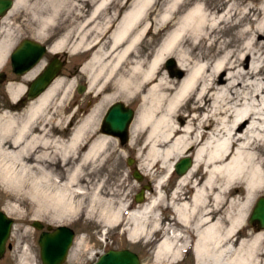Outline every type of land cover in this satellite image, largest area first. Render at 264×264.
Here are the masks:
<instances>
[{
  "label": "bare ground",
  "instance_id": "6f19581e",
  "mask_svg": "<svg viewBox=\"0 0 264 264\" xmlns=\"http://www.w3.org/2000/svg\"><path fill=\"white\" fill-rule=\"evenodd\" d=\"M88 1L92 9L83 16L79 6L83 0H15L10 15L4 19L0 69L8 62L14 34L25 25L26 19L18 16L21 10L27 11L31 21L39 24L38 32L45 34L59 25L63 7L74 6L76 13L68 14V26L49 52L57 54L68 45L82 50L83 56L89 57L82 72L88 75L90 89L99 87L94 97L96 105L82 120H77V111L58 121L52 104L54 100L62 103L69 99L64 78H57L40 96L22 103L27 83L42 70L43 60L21 76L19 84H10L9 107L0 109V186L17 196L27 195L41 211L50 209L51 214L62 215V219L80 213L83 208L79 198L88 194L90 185L85 169H94L114 142V136L95 125L97 115L105 103L122 95L125 103L129 102L126 97L141 95L140 111L131 132H147L145 167L161 169L163 175L149 203L132 212L125 206L117 210L108 206L100 214L103 223L115 226L127 221L126 234L132 240L150 241L154 233L158 234L156 258L161 264L178 263L188 249L195 264H264V231L251 229L246 223L252 205L264 193V106L254 102L238 108L243 100H264V82L259 91L242 100L232 91L241 83L220 87L211 95L216 86H221L223 79L218 75H223L228 64H218L208 75V63L198 62L209 61L196 55L198 48H206L204 41L209 50L216 49L211 43L212 33L230 22L233 6L216 17L204 5L194 3L173 18L183 0H121L122 11L112 15L114 24L103 28L99 16L115 0ZM159 3L164 4L162 10L157 9ZM11 16L19 25L8 24ZM167 29L168 37L150 59L145 51L148 35L158 36ZM262 29L239 32L241 39L249 36L239 58L233 60L234 53L228 51L216 62H230V71L240 69L241 77L255 78L257 72L242 66L244 62H264V52L259 49L264 39ZM94 31L97 34L92 37ZM172 56L177 58V75L187 73L179 84L171 77H160L162 64ZM111 84L116 91H112L113 87L110 90ZM62 87L64 91L60 92ZM188 99L193 100L191 112L206 114L190 120L184 116ZM68 119L69 125L65 126ZM74 120L76 124L71 127ZM185 156L193 157V164L179 176L174 166ZM173 173L178 176L176 186L164 192ZM89 199L94 214L96 206L103 203L99 189L90 193ZM158 209L163 219L156 214ZM13 210L16 207L7 209L8 213ZM168 211L173 218L165 215ZM19 264L29 262L25 257Z\"/></svg>",
  "mask_w": 264,
  "mask_h": 264
},
{
  "label": "rangeland",
  "instance_id": "374dc122",
  "mask_svg": "<svg viewBox=\"0 0 264 264\" xmlns=\"http://www.w3.org/2000/svg\"><path fill=\"white\" fill-rule=\"evenodd\" d=\"M77 1V0H76ZM121 1V0H115ZM162 1V0H161ZM124 2L119 3V7L123 5ZM200 3L206 7L207 12L214 14L216 17H221L228 12L230 6H233V10L230 11V24H221L218 30L212 33L211 43L216 45V49L209 50L207 48V43L204 41L205 49L198 48L196 55L204 56L205 61L209 62H198V63H208L209 71L208 75H211L213 69L220 63L228 64L226 65V71L223 75L219 76L221 81V86H216L212 91V94H216L220 87L227 85H236L241 83L240 86L232 89L233 92H236L238 98L242 100L243 97L249 98L250 95L256 93L260 89L261 82H264V62H244L242 68H246L251 72H257L255 78L251 77H241L240 74L242 70L237 69V71L229 70L230 62H216L222 59L226 52L231 51L234 53L233 60L239 58L243 44L248 40L249 36H244L241 38L238 37V33L246 29L256 30V28L261 27L264 33V11L263 9L264 0H183L180 7L174 12L173 18H178L183 10H185L188 5ZM43 6L46 4V1L42 2ZM83 3L80 2L79 6ZM161 5V6H160ZM164 4L159 3L157 6L158 10H162ZM83 10L82 8H80ZM155 9V8H154ZM76 13L74 6L71 4L66 5L62 8L59 18V25L55 30L51 29L49 33L40 34L39 24L37 22H32L31 18L27 11H22L21 18H25V25H21V28H18L16 34H14L15 42L13 48L10 50L8 56V62L6 66L0 69V74L4 73L6 75L5 80H0V109L4 107H9L10 96L8 93V86L10 84H19L20 76H16L13 73L11 65V54L14 50L23 42V40H33L40 44L48 45L51 47L63 35L64 28L68 26V14L73 16ZM75 18V16H74ZM72 19V18H71ZM9 20L14 21L15 17H10ZM68 20V21H67ZM74 20V19H73ZM114 16L112 14L104 15V18H101V25L104 28H109V25L114 24ZM110 22V23H108ZM15 27H17L15 25ZM54 32V33H53ZM168 29L160 35H148L145 43V51L150 54V59H152L155 52L161 47L163 42L168 37ZM92 37L96 36L97 32L94 31L91 33ZM75 36V33H73ZM70 42L69 44H71ZM261 52H264V39L260 41ZM55 53H47L43 59L42 70L30 81L27 83V88L31 82H33L38 75L44 70L47 65V61ZM59 56H66L68 59V66L61 74V78H64L66 83V90L69 89V99H66L61 103L60 100H54L52 104L53 111L56 112L57 120H65L68 117L75 115L77 111L79 113L76 115L77 120H82L91 109L96 105L95 95L98 93V87H93L90 89L88 83L87 73H83V66L87 62H80L83 57L89 59L88 56H83L82 50L80 49H71L64 47V49L59 50L57 53ZM207 57V58H206ZM170 61L174 62L173 66H168ZM78 67L79 71L77 74H73L75 68ZM241 68V69H242ZM81 71V72H80ZM179 67L177 65V58L172 56L167 58L162 64L160 70V77H171V80L175 84H179L186 76L187 73L183 75H177ZM228 78H231L228 81ZM79 86H85L86 91L80 94L78 92ZM231 86V85H230ZM64 87L60 92L64 91ZM114 88V84L110 85V90ZM114 88L112 91H116ZM59 92V93H60ZM252 93V94H251ZM250 94V95H249ZM60 96V95H59ZM123 96V95H122ZM122 96L113 100L109 103H105L100 110V113L96 117V126L102 124L103 118L105 116L108 108L116 103L122 102ZM57 99V98H56ZM127 101L123 102L136 112L134 122L130 128V143L122 145L119 140L113 139V143L108 147L106 153L102 155L101 160L97 163L96 166L87 167L85 169V174H88V181H90L89 189H87L88 194L80 197L82 200V211L75 215H67L63 219L57 214H51V210L41 211L38 206L29 199L27 195L14 194L13 192L4 189L0 186V211L5 214L8 213L7 209H11L12 206L16 207V210H13L12 213H8V217L14 220V226L10 239L8 240V246L6 248V253L2 259H0V264H19L22 258H27L29 264H42L40 256V247H39V237L41 232L35 230L32 227L34 221H39L43 223L46 227L52 226L56 228L58 226H66L74 230L75 240L73 247L69 253V259L65 264H94L103 254L110 250H130L136 253L141 264H161L156 258L157 247L160 243V236L154 233L152 239L148 241L145 238L132 240L126 234L127 221H124L120 225L109 226L103 223V218L100 216L101 212L107 209L108 206L115 208L116 210L121 206H125L128 209V212H132L138 209L141 206L146 205L150 202L152 198L155 197V186L156 182L163 175L161 169L157 170H148L145 167V159L147 155V150L145 148V138L147 132L144 130L137 131L132 135V127L136 122L138 113L141 106V95L126 97ZM186 108L183 109V115L188 116L189 120L191 118H197V116H203L206 113H195L191 112V106H193V100L188 99ZM260 104L264 106V100H243L239 104L238 108L249 107L250 103ZM61 103V106H59ZM247 104V105H246ZM257 107V106H255ZM83 116V117H82ZM71 124V127L76 124L75 121ZM70 119L66 120L64 125H69ZM67 135H70V131ZM184 158H193V157H184ZM134 160L132 165L128 164L129 160ZM179 161V160H178ZM142 168V169H141ZM135 170L142 175V181H138L133 177ZM174 174V173H173ZM178 176L174 174V177L169 180L166 184L164 192L172 191L176 186V179ZM83 187H86V184H82ZM99 189V195L103 203L96 206L94 214H91L92 203L90 201V193ZM143 189H145V199L142 203L136 202V197ZM169 196V195H168ZM261 197H264V193H261L255 200L252 208L248 213L247 224L249 228L258 229V226L250 225L249 218L252 214V211ZM156 214L163 219L162 212L158 209ZM166 216L172 218V212H166ZM128 218V217H126ZM67 219V221H66ZM261 231V230H259ZM264 231V230H263ZM244 235V234H243ZM187 236V235H186ZM192 236V235H189ZM189 250V249H188ZM185 251L182 255L181 260L175 264H195L194 256ZM168 264V263H164Z\"/></svg>",
  "mask_w": 264,
  "mask_h": 264
},
{
  "label": "water",
  "instance_id": "95a60500",
  "mask_svg": "<svg viewBox=\"0 0 264 264\" xmlns=\"http://www.w3.org/2000/svg\"><path fill=\"white\" fill-rule=\"evenodd\" d=\"M12 7L11 0H0V16L4 15ZM47 49L42 44L33 40H24L20 46L11 54V65L16 76H23L34 69L45 57ZM55 59L46 70L36 78L26 89L27 101H31L40 96L57 78L62 67ZM170 61L168 66H173ZM6 75L0 74V80H5ZM86 91L85 86H79L78 92L82 94ZM136 112L132 108H127L122 103H114L109 108L103 124V132L114 137H119L122 145L129 142L130 128L134 122ZM134 160H129L132 165ZM193 161L191 158H184L177 162L174 171L182 176L191 168ZM133 177L142 181V175L135 170ZM145 189L136 197L137 203L144 201ZM250 225L257 224L259 230H264V197L258 199L249 219ZM14 220L7 214L0 211V259L6 253L7 242L11 237ZM32 227L40 231L39 247L42 264H64L68 261L69 253L75 240V232L69 227L52 226L46 227L39 221H34ZM94 264H141L139 256L130 250H110L103 254Z\"/></svg>",
  "mask_w": 264,
  "mask_h": 264
},
{
  "label": "flooded vegetation",
  "instance_id": "af4514ba",
  "mask_svg": "<svg viewBox=\"0 0 264 264\" xmlns=\"http://www.w3.org/2000/svg\"><path fill=\"white\" fill-rule=\"evenodd\" d=\"M12 1V7L14 6V3H15V0H11ZM83 1H85L82 5H80V8H82L83 10H82V13H83V16H88L89 14H90V11H91V9H92V4L88 1V0H83ZM119 1H114L113 3H111L110 5H109V7H108V11L107 12H105V13H103L102 15H100L99 17H100V19L102 18H104V15H106V14H112V15H114L115 14V12H116V14L118 13V12H121V11H119L120 10V8H118L119 6ZM12 7L10 8V9H8L7 11H4V15L3 16H0V33L2 32V24H3V22H4V19L6 18V17H8L9 15H10V12H11V9H12ZM74 21H76V23H80V22H82V20L81 19H74ZM18 22H20V23H22L23 22V19H19V21ZM97 22H99V20H96V23ZM17 23V20H14V21H8V24H10V25H14V24H16ZM16 25H19V24H16ZM24 41V40H23ZM43 46H45L46 47V49H47V52H46V55H47V53H50L49 52V46L48 45H44L43 44ZM45 55V56H46ZM87 56V55H86ZM45 58V57H44ZM55 59H57L58 61H60L59 63H62V67H61V69L59 70V72H58V76H57V78H60V76H61V74L64 72V70L67 68V66H68V59H67V57L66 56H59L58 54H54L52 57H51V59H49L47 62V65L45 66V68H44V70L38 75V77L46 70V68L50 65V63H52ZM87 61V58L86 57H83L82 59H81V61L80 62H86ZM79 71V68L78 67H76L75 68V71L73 72V74H77V72ZM81 72V71H80ZM21 77V76H20ZM37 77V78H38ZM56 78V79H57ZM24 99V100H23ZM22 99V103H28V102H30V101H26L25 102V99H27V97L25 96L24 98ZM116 103H120V102H116ZM121 103H123V102H121ZM124 104V103H123ZM127 108H130L129 106H127L126 104H124ZM110 108V107H109ZM109 108H108V110H109ZM108 110L106 111V113H105V116H106V114H107V112H108ZM105 116H104V118H105ZM104 118H103V121H104ZM103 121H102V124H103ZM101 124V131L103 132V125ZM113 139H116V140H119V142L121 143V140H120V138L119 137H113ZM168 212H171V211H168ZM168 217V216H167ZM172 218L174 217V215H172L171 216ZM168 219H170V217H168ZM165 223L166 224H168L169 222L166 220L165 221ZM191 240V239H190ZM7 244H8V242H7ZM8 246V245H7ZM186 251H189L188 252V254L189 253H191L190 251V249L189 250H186ZM192 254V253H191Z\"/></svg>",
  "mask_w": 264,
  "mask_h": 264
}]
</instances>
